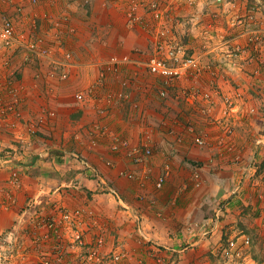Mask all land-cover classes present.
<instances>
[{
	"label": "crops",
	"instance_id": "obj_1",
	"mask_svg": "<svg viewBox=\"0 0 264 264\" xmlns=\"http://www.w3.org/2000/svg\"><path fill=\"white\" fill-rule=\"evenodd\" d=\"M88 1L0 0V15L49 53L0 45V242L36 234L59 206L82 211L87 242L103 241L102 258L124 256L114 264H216L245 235L258 247L230 264L262 263L264 42L253 49L236 25L262 1L212 0L213 31L204 36L201 24L182 36L193 50L213 49L204 57L213 71L197 83L152 74L154 35L130 27L118 0ZM67 54L74 66L64 79L51 58ZM194 88L212 100H187ZM10 106L21 118L3 113ZM23 242L19 263L33 264L37 251ZM81 262L76 252L64 264Z\"/></svg>",
	"mask_w": 264,
	"mask_h": 264
},
{
	"label": "built area",
	"instance_id": "obj_2",
	"mask_svg": "<svg viewBox=\"0 0 264 264\" xmlns=\"http://www.w3.org/2000/svg\"><path fill=\"white\" fill-rule=\"evenodd\" d=\"M125 8V15L128 25L132 28L141 26L147 32L154 35V52L147 61L149 71L165 78L168 81H185L197 83L204 73L213 71L212 64H204V57L208 56L213 49L205 48L203 52L193 50L182 37L187 30H193L201 24H205L204 36L210 34L215 28L214 14L208 8L210 0H119ZM37 3L38 0H33ZM90 2V0L88 1ZM263 17L258 20L257 14L253 12L247 17V21L239 19L236 25H241L245 29L242 36L248 37L253 49H258L264 42V4L261 7ZM209 19V20H208ZM208 21V22H206ZM250 25V26H248ZM255 25V28L251 27ZM0 45L4 48H16L26 50L34 55L49 56L47 50L42 47L41 41L31 40L26 33H19L15 24L7 15H0ZM243 51L240 46L235 47V51L227 56L233 60ZM52 66L58 71L64 79L69 77V69L74 66L72 55L67 54L65 59L51 58ZM112 63L129 62L128 57H113ZM234 62V61H233ZM212 75H216L214 72ZM165 95V93H163ZM76 98L84 100L82 93L76 94ZM187 100L211 101L212 95L201 94L197 88H194L192 94H186ZM227 109L225 118L229 117L234 110L235 104L231 99L227 100ZM3 113L11 112L18 118L21 113L12 106L3 109ZM211 112V109L208 110ZM226 121H221L225 126L226 134L232 135L233 129L225 125ZM16 127L17 124H13ZM200 144H204L203 141ZM147 155L150 151L146 152ZM135 155V154H134ZM144 156H136V161L141 162ZM166 176L159 179L158 186H162ZM263 198V197H262ZM264 199V198H263ZM59 212V218H49L43 222L36 223L35 228L41 230V234L36 232L35 250L37 257L33 264H64L66 257L79 252L82 258L81 264H98L110 261V263H119L123 255H115L111 258H102L100 247L103 241L98 240V244L93 246L85 239V232L82 228L83 213L80 209L70 210L64 207H56ZM66 234H69V240H64ZM253 240L250 236H244L242 245L238 240H229L226 246L220 250V257L225 264L233 261L244 262L246 254L244 249L252 246ZM49 245V249L42 247ZM85 253V254H84Z\"/></svg>",
	"mask_w": 264,
	"mask_h": 264
},
{
	"label": "rangeland",
	"instance_id": "obj_3",
	"mask_svg": "<svg viewBox=\"0 0 264 264\" xmlns=\"http://www.w3.org/2000/svg\"><path fill=\"white\" fill-rule=\"evenodd\" d=\"M211 1L212 0H210L208 2V4H210ZM251 1H252V5H256L258 3L257 0H251ZM261 1L262 2L259 4V6H257V8L253 12L259 13L261 11V7H262L261 4L264 3V0H261ZM217 4H221V2H217ZM254 26L255 25H251V27H254ZM254 173H255L254 175L256 176V173L257 172H254ZM247 174H249V173H247ZM253 218H254V220H257L258 214H257V216L256 215H253ZM240 233L243 234V233H245V231L243 229L239 230V234H238L237 238H239V236L241 235ZM22 235H24L23 238L20 237L19 234H17V235L16 234L15 235H10L8 237L6 236L5 240L2 241L3 243L0 242V264H20L19 261L21 262V260H20L21 257H19V255H21L20 252L22 251L21 249L23 247L22 244H21L22 241H24V242L27 241V243L29 244L28 247L31 248V249H35L34 245H35V240H36V237H37L35 235V233H26V234H22ZM252 240H253L252 250H254L255 246L258 247V243H259L258 236H256V237L254 236V239L252 238ZM43 248L49 249V245L43 246L42 249ZM261 248H256V249H257V251H259L262 254L263 252H261ZM246 250H248V249H246ZM246 250H244V251H246ZM253 253L255 254V251H253ZM218 257H217L215 263L216 264H225V262L223 261V259L220 256H218ZM261 262L262 263H260V264H264V260H261ZM244 263H245V261H244ZM92 264H98V263L93 262ZM101 264H103V263H101ZM105 264H111V263H110V261H106Z\"/></svg>",
	"mask_w": 264,
	"mask_h": 264
}]
</instances>
